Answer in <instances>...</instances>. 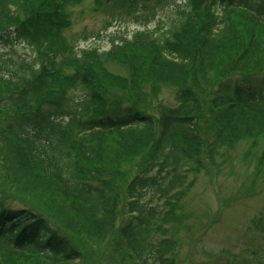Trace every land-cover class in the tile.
Listing matches in <instances>:
<instances>
[{
  "label": "trees",
  "instance_id": "trees-1",
  "mask_svg": "<svg viewBox=\"0 0 264 264\" xmlns=\"http://www.w3.org/2000/svg\"><path fill=\"white\" fill-rule=\"evenodd\" d=\"M84 1L0 0V46L35 52L0 55V178L15 189L0 186V264H83L74 236L139 264H177V210L197 176L264 139V0H184L166 34L138 30L107 50L62 36ZM164 1L93 9L118 19ZM148 84L173 86L177 105L144 111ZM134 160L123 198L121 164ZM11 193L24 204H6Z\"/></svg>",
  "mask_w": 264,
  "mask_h": 264
},
{
  "label": "rangeland",
  "instance_id": "rangeland-1",
  "mask_svg": "<svg viewBox=\"0 0 264 264\" xmlns=\"http://www.w3.org/2000/svg\"><path fill=\"white\" fill-rule=\"evenodd\" d=\"M184 4V0L148 3L145 8L139 6L134 14L114 19L103 10L95 11L94 0H86L68 10L72 19L62 36L77 48L107 50L114 40L130 38L138 30L166 34ZM0 55L4 62L11 64L16 58L33 60L35 52L28 44L19 42L0 46ZM111 70L128 75L122 66H112ZM142 91L140 108L153 116H158L165 106L177 105L175 88L171 85L148 84ZM263 150L264 139L256 147L241 141L229 150L227 158L218 157L221 159L219 170L211 176L204 173L197 176L195 185L181 202V210H177L182 220L175 232L181 242L177 264H264V166L258 168ZM121 167L125 175L118 178V189L126 198L123 182L140 171L141 162L134 160ZM0 180V186L15 192ZM5 196L6 204H24L14 193ZM84 238L74 236L89 258L83 264H139L117 253L110 242L97 244L85 242Z\"/></svg>",
  "mask_w": 264,
  "mask_h": 264
}]
</instances>
